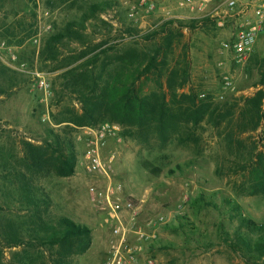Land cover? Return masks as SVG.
I'll return each instance as SVG.
<instances>
[{
    "label": "rangeland",
    "instance_id": "rangeland-1",
    "mask_svg": "<svg viewBox=\"0 0 264 264\" xmlns=\"http://www.w3.org/2000/svg\"><path fill=\"white\" fill-rule=\"evenodd\" d=\"M179 1H5L0 22L3 17L8 22L22 21L23 35L30 37L21 46L10 44L0 26L4 43L0 49V250L4 264H14L15 253L28 247L33 229L39 230L36 213L48 224L58 225L62 218H69L91 228L92 247L75 256L73 264H105L114 238L107 216L97 210L90 195V187L99 182L80 166L87 138L83 129L87 127L60 123L70 118L69 110L79 112L81 107L67 74L99 54L104 62L132 49L153 54L158 40L145 38H151L165 23L207 18L180 8ZM95 3L102 11L84 23L83 14ZM151 5L153 11H149ZM234 30L233 21L223 27L209 21L203 27L183 29V37L173 47L170 68L181 69L188 55L190 81L170 91L164 79L161 94L174 116L165 133L157 125L139 129L105 122L118 126L117 137L108 145L116 156L115 181L124 195L145 200L143 221L165 219L146 250V257L155 264H255L247 262L231 244H240L238 236L248 232L245 222L264 225V197L238 193L237 187L246 180L232 170L249 158L263 129L241 135L236 124L242 99L261 89L264 28L252 51L241 60L223 48L233 39ZM68 32L73 39L48 47L52 37ZM99 65L90 70L99 72ZM66 84H70L67 89ZM143 87L148 93L161 91L152 78ZM226 106L233 107L235 116L215 126L211 114ZM187 111L190 116L184 115ZM228 120H233L231 128ZM231 129L245 143L240 151L227 145L225 137ZM51 132L64 134L74 143L78 160L72 177L34 175L26 167L24 142L41 144V140L51 139ZM32 200L38 205L33 206ZM251 236L257 238L258 234ZM19 243L22 245L9 247Z\"/></svg>",
    "mask_w": 264,
    "mask_h": 264
},
{
    "label": "trees",
    "instance_id": "trees-1",
    "mask_svg": "<svg viewBox=\"0 0 264 264\" xmlns=\"http://www.w3.org/2000/svg\"><path fill=\"white\" fill-rule=\"evenodd\" d=\"M6 0H0V15ZM101 5L92 4L83 14L82 21L87 23L100 13ZM1 17V16H0ZM210 18L193 20L191 22L170 21L159 28L147 41H156L158 44L153 54L132 49L121 54L114 61L107 57L101 60V54L96 56L85 66L78 70L68 72L66 80L72 81V93L77 94L81 105L80 111L69 110L70 118L60 123L74 125L78 128L98 127L110 122L120 126H134L139 129L157 125L159 131L165 133L173 122L174 116L167 107L163 91L164 79L170 91L185 87L189 81L190 66L187 64L188 55H185V64L181 69L170 68V56L175 43L183 37L185 28L195 29L204 26ZM2 34L10 39V44L21 46L30 37L24 36L23 22L14 20L8 22V17L0 22ZM176 30H174V29ZM73 33L59 34L48 41V47L54 48L65 39H73ZM160 36L161 38H156ZM69 37V38H68ZM103 46V45H101ZM104 54H108L107 51ZM49 59V58H48ZM56 55L51 61H56ZM50 60V59H49ZM102 62V63H101ZM99 65V72L90 70V66ZM153 79L161 88L159 93H148L144 89V82ZM70 84L65 85L67 89ZM261 89L251 97L242 99L238 124L236 128L241 135L256 133L259 129V141L254 144L249 153V158L244 164L232 170L234 174H241L246 180L237 187L238 193L248 196L264 197V76L259 82ZM233 107H225L220 112H213L211 117L215 126H220L235 116ZM226 111V114H225ZM184 115L190 116V111ZM198 115V112L193 113ZM199 118L196 117V121ZM231 128L233 120H228ZM51 139L41 140V144L24 142L25 164L34 175H56L69 178L75 175L77 169V152L73 141L64 134L51 132ZM226 142L230 149L240 151L245 143L235 138V130H230L226 135ZM238 164V163H235ZM145 168L152 170L148 164ZM32 205L37 206L32 200ZM210 206L209 203L206 204ZM39 230H32L28 247L14 255V264H73L75 256L86 254L93 244L92 230L88 226L75 223L69 218H62L58 225L48 224L39 213H36ZM247 233L240 234V244L232 243L235 252L242 253L247 262H264V225L254 222H245ZM243 225V226H244ZM257 233L258 237L251 235ZM22 245L10 244V248ZM37 249V252L34 250ZM3 252L0 250V264ZM41 260V263L39 262Z\"/></svg>",
    "mask_w": 264,
    "mask_h": 264
},
{
    "label": "built area",
    "instance_id": "built-area-1",
    "mask_svg": "<svg viewBox=\"0 0 264 264\" xmlns=\"http://www.w3.org/2000/svg\"><path fill=\"white\" fill-rule=\"evenodd\" d=\"M178 6L191 14L210 18L221 27L233 21L235 30L230 36L233 39L224 43L223 48L240 60L252 51L264 28V0H180ZM154 9L151 5L149 11ZM2 48L4 43L0 41ZM41 85L47 90L44 81ZM83 130L87 138L80 166L99 182L90 187V195L97 210L107 216L114 238L105 264H155L152 258L146 257V250L156 239L155 229L165 219L143 221L145 200L124 195L121 185L115 181L116 156L109 152L108 145L117 137L118 126L105 123Z\"/></svg>",
    "mask_w": 264,
    "mask_h": 264
}]
</instances>
